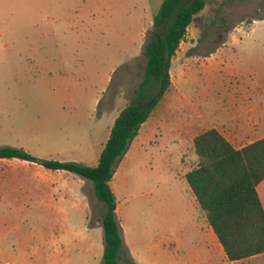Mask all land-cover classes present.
Segmentation results:
<instances>
[{
	"label": "rangeland",
	"instance_id": "obj_1",
	"mask_svg": "<svg viewBox=\"0 0 264 264\" xmlns=\"http://www.w3.org/2000/svg\"><path fill=\"white\" fill-rule=\"evenodd\" d=\"M162 2L0 0V147L99 162L144 79V45ZM171 72L175 83L184 74L182 91L170 88L160 100L143 126V135L151 126L149 136L111 181L121 232L141 243L140 264L152 261L145 241L193 213L185 208V174L198 162L193 135L217 125L226 102L263 81L264 0H207ZM80 180L35 162L0 160V264L102 263L105 205L89 180L80 202ZM127 260L122 254L120 264ZM239 264H264V256Z\"/></svg>",
	"mask_w": 264,
	"mask_h": 264
},
{
	"label": "trees",
	"instance_id": "obj_2",
	"mask_svg": "<svg viewBox=\"0 0 264 264\" xmlns=\"http://www.w3.org/2000/svg\"><path fill=\"white\" fill-rule=\"evenodd\" d=\"M206 3L207 0H163L144 45V79L115 119L98 164L43 159L23 148L0 147V159L19 158L50 170H66L93 182L96 197L105 205L101 217V264H120L122 254L128 256L126 264H134L124 245L111 181L141 126L170 90L172 59ZM194 146L198 162L185 178L200 208L206 211L227 258L234 261L263 254L264 207L257 186L264 179V138L237 149L218 129L210 128L196 135Z\"/></svg>",
	"mask_w": 264,
	"mask_h": 264
},
{
	"label": "crops",
	"instance_id": "obj_3",
	"mask_svg": "<svg viewBox=\"0 0 264 264\" xmlns=\"http://www.w3.org/2000/svg\"><path fill=\"white\" fill-rule=\"evenodd\" d=\"M262 75L264 76V72H262ZM182 76H180L181 80L178 83L172 80L171 88L175 91H182L184 87V74ZM147 123H149V119L141 126L139 134L134 139L119 166L124 163L125 159L130 157L132 148H134L137 141L149 136L151 131V126L149 125L147 133L143 135V126L147 125ZM210 128L218 129L237 149L264 138V78L258 87L244 88L240 95L226 102L217 125H212L205 130ZM196 135H193V140ZM5 159L1 158L0 160ZM96 164H98V161L91 165ZM86 183V180L81 178L80 202H83L86 197L84 192V185ZM190 191L191 199L189 202H185V208H187L188 212L193 210L191 217L186 219V221H182V223L179 220L180 225L172 231H164L160 235H157V237H151L147 242L145 241L147 248L153 252L150 264H162L163 257L165 258L166 256H168L169 264H239L259 256H264L263 253L241 260H229L207 219L206 211L200 208L191 188ZM257 191L264 207V179L258 184ZM93 193L95 194L94 190ZM123 236L124 245L134 260V264L145 263L142 262V256L139 252L141 243L127 231H125ZM141 242L144 244V241ZM46 256L48 259H52L56 255L50 252L49 254L46 253Z\"/></svg>",
	"mask_w": 264,
	"mask_h": 264
}]
</instances>
